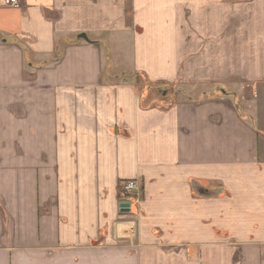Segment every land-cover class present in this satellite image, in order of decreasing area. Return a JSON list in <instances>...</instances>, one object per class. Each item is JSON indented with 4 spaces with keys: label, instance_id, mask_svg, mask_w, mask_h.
I'll return each mask as SVG.
<instances>
[{
    "label": "crops",
    "instance_id": "1",
    "mask_svg": "<svg viewBox=\"0 0 264 264\" xmlns=\"http://www.w3.org/2000/svg\"><path fill=\"white\" fill-rule=\"evenodd\" d=\"M0 264H264V0H0Z\"/></svg>",
    "mask_w": 264,
    "mask_h": 264
},
{
    "label": "rangeland",
    "instance_id": "2",
    "mask_svg": "<svg viewBox=\"0 0 264 264\" xmlns=\"http://www.w3.org/2000/svg\"><path fill=\"white\" fill-rule=\"evenodd\" d=\"M125 41H126L125 42V46L130 45L129 39H126ZM114 51H115V57H116V63L117 64H116V66H115V63L113 64V62L111 61V58H110V54L108 53V56H107V59H106V63H105V76H106V73L108 75L109 74L111 75L114 72L117 73V74H120L121 68L123 66L127 65L128 59L125 56L118 54V51H116V50H114ZM113 65L115 66L114 68H113ZM129 76H132V79L134 80V83H136L135 85L138 86L139 88H143V87L145 88V87H148L150 85L151 86H153V85L155 86V84H150L146 79H142L138 75L137 76L133 75V73L124 74V79H125V82H127V83H133V81L131 80V78H129ZM117 81L118 80L114 79L113 82L116 83ZM122 81H124V80H122ZM157 88L158 89H154L151 92L149 90L150 94H152L150 96H153V99H156V101L162 99L163 97H165L164 99H167L168 97L173 95L174 91L172 89H169L168 87L166 88V86L160 85ZM163 91H165V94H163ZM247 96H248L247 94L244 95V97H247Z\"/></svg>",
    "mask_w": 264,
    "mask_h": 264
},
{
    "label": "built area",
    "instance_id": "3",
    "mask_svg": "<svg viewBox=\"0 0 264 264\" xmlns=\"http://www.w3.org/2000/svg\"><path fill=\"white\" fill-rule=\"evenodd\" d=\"M9 3L12 6H18V0H9ZM135 187H136L135 182H132V181L126 182V184L124 186L125 193L133 191L135 189ZM134 201H135V203H129V211L128 212L132 213V211L135 210V205H136L137 199H135Z\"/></svg>",
    "mask_w": 264,
    "mask_h": 264
},
{
    "label": "water",
    "instance_id": "4",
    "mask_svg": "<svg viewBox=\"0 0 264 264\" xmlns=\"http://www.w3.org/2000/svg\"><path fill=\"white\" fill-rule=\"evenodd\" d=\"M78 38L79 39H83L85 41H89V39L87 38L86 34H79ZM119 208H120V212L121 213H127L129 211V203L123 202V203L120 204Z\"/></svg>",
    "mask_w": 264,
    "mask_h": 264
},
{
    "label": "bare ground",
    "instance_id": "5",
    "mask_svg": "<svg viewBox=\"0 0 264 264\" xmlns=\"http://www.w3.org/2000/svg\"><path fill=\"white\" fill-rule=\"evenodd\" d=\"M122 228H124V226H120L119 229L122 230Z\"/></svg>",
    "mask_w": 264,
    "mask_h": 264
},
{
    "label": "trees",
    "instance_id": "6",
    "mask_svg": "<svg viewBox=\"0 0 264 264\" xmlns=\"http://www.w3.org/2000/svg\"><path fill=\"white\" fill-rule=\"evenodd\" d=\"M54 58V57H53ZM55 59H56V57H55Z\"/></svg>",
    "mask_w": 264,
    "mask_h": 264
}]
</instances>
